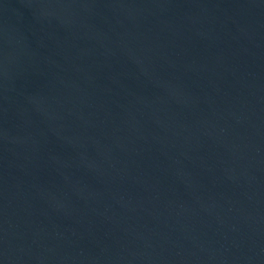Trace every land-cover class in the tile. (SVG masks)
Wrapping results in <instances>:
<instances>
[{"label":"water","instance_id":"95a60500","mask_svg":"<svg viewBox=\"0 0 264 264\" xmlns=\"http://www.w3.org/2000/svg\"><path fill=\"white\" fill-rule=\"evenodd\" d=\"M0 264H264V0H0Z\"/></svg>","mask_w":264,"mask_h":264}]
</instances>
